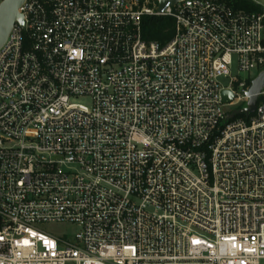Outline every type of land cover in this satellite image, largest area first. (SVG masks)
Wrapping results in <instances>:
<instances>
[{
	"label": "built area",
	"instance_id": "2783aa9c",
	"mask_svg": "<svg viewBox=\"0 0 264 264\" xmlns=\"http://www.w3.org/2000/svg\"><path fill=\"white\" fill-rule=\"evenodd\" d=\"M255 4L22 5L0 49V264H264V91L227 120L264 71ZM146 17L174 20L168 44Z\"/></svg>",
	"mask_w": 264,
	"mask_h": 264
},
{
	"label": "water",
	"instance_id": "95a60500",
	"mask_svg": "<svg viewBox=\"0 0 264 264\" xmlns=\"http://www.w3.org/2000/svg\"><path fill=\"white\" fill-rule=\"evenodd\" d=\"M27 0H3L0 6V49L6 43L14 25L18 23L22 27L25 26L24 18L19 10ZM155 1L158 3V11L161 12L168 4L175 5L184 0H143ZM264 91V71L260 72L258 76L252 81L248 91L244 94L248 99L245 108L232 111L228 114L227 120L231 121L235 117L245 115L249 117L256 112L259 95ZM234 95L225 91L223 93V102L228 105L233 102Z\"/></svg>",
	"mask_w": 264,
	"mask_h": 264
},
{
	"label": "trees",
	"instance_id": "16d2710c",
	"mask_svg": "<svg viewBox=\"0 0 264 264\" xmlns=\"http://www.w3.org/2000/svg\"><path fill=\"white\" fill-rule=\"evenodd\" d=\"M235 10L246 12H258L260 7L250 0H226ZM175 33V22L167 17H146L143 19V37L148 42H157L162 46L168 44ZM252 82L249 83L251 85ZM237 119L249 118L245 115L237 116Z\"/></svg>",
	"mask_w": 264,
	"mask_h": 264
},
{
	"label": "rangeland",
	"instance_id": "374dc122",
	"mask_svg": "<svg viewBox=\"0 0 264 264\" xmlns=\"http://www.w3.org/2000/svg\"><path fill=\"white\" fill-rule=\"evenodd\" d=\"M251 2L257 3L261 6H264V0H250ZM231 77L238 79V80H244V79H249L248 75L239 73V69H238V61H237V57L234 56L233 57V66H232V70H231ZM259 73H252L251 77L252 79H255L258 76ZM221 84L224 87H229L231 84V78H222L220 79ZM78 103L86 105V106H90L91 105V101L88 98H79L77 100ZM247 105V102H243L241 103L238 107H230L228 108L229 111H235L236 109L239 108H245ZM37 229L41 232H44L46 234H50L52 236H64L66 238H72L74 235H76L79 230L76 226L74 225H68V224H43V225H39L37 226Z\"/></svg>",
	"mask_w": 264,
	"mask_h": 264
}]
</instances>
